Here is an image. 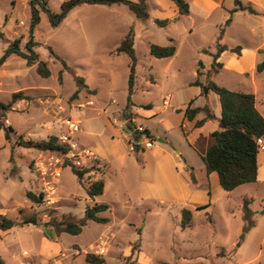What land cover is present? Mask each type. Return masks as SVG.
Returning a JSON list of instances; mask_svg holds the SVG:
<instances>
[{
    "label": "rangeland",
    "instance_id": "rangeland-1",
    "mask_svg": "<svg viewBox=\"0 0 264 264\" xmlns=\"http://www.w3.org/2000/svg\"><path fill=\"white\" fill-rule=\"evenodd\" d=\"M29 1L0 0V57L14 39H20L21 51L32 40L37 43L32 50L50 72L42 78L35 65L28 67L13 55L0 66V103H10L0 128V215L15 222L11 229L0 230L2 264H86L90 253L100 255L105 264H264V214H260L264 210V184L249 183L224 192L215 174L208 178L202 160L185 142L183 129L169 126L177 118L168 113L164 122L161 112L182 108L197 92L189 85L196 78L201 84L212 80L232 91L252 93L257 110L264 111V70L217 74L208 54L216 51L217 45L264 50V4H250L259 15L237 12L228 24L232 0H222L206 19L198 18L195 10H199L193 4L192 15L177 22L170 19L169 0H147V19L136 18L122 3L81 4L69 10L56 26L41 12L30 31ZM45 1L51 12L59 13L66 0ZM155 19L167 20V24L157 25ZM130 29L136 66L128 102L129 58L115 50ZM149 44H172L176 53L172 58H155L149 54ZM257 53L260 62L264 54ZM197 70L200 75L196 77ZM18 92L21 98L11 103L12 94ZM166 96L171 97L168 107L163 106ZM213 105L219 111L216 103ZM83 107L80 114L72 115L79 118L77 135L96 149L102 163L76 142L74 134L69 136L63 125L66 119L74 121L67 111ZM101 111H106L105 115ZM113 111L116 113L111 114ZM131 111H154L148 123L155 136L153 145L170 151L178 166L187 169L186 179H182L189 192L186 205L142 197L139 170L143 161L128 146L143 140V135L134 137L137 124H131L136 119ZM106 116L126 134L124 139L119 136L114 147L107 142L111 130ZM8 126L12 132L6 137ZM51 135L69 147L66 156L77 168L93 169L83 177L85 186L103 179V193L94 201L109 205L101 214L108 223L87 221L76 235H55L46 226L51 220L81 219L86 206L93 203L71 168L63 166L59 152L16 144L20 137L41 141ZM258 157L264 161V152L259 151ZM27 192L42 193V202L30 201ZM244 195L251 199L249 208L256 225L240 239ZM183 209L191 212L188 226H182ZM29 218H35L37 224H24ZM133 245L138 250L132 252Z\"/></svg>",
    "mask_w": 264,
    "mask_h": 264
},
{
    "label": "trees",
    "instance_id": "trees-1",
    "mask_svg": "<svg viewBox=\"0 0 264 264\" xmlns=\"http://www.w3.org/2000/svg\"><path fill=\"white\" fill-rule=\"evenodd\" d=\"M172 3L177 7L180 15H187L189 12L188 3L185 0H171ZM115 3H122L127 6L129 11L139 19H147L149 17L147 10V0H136L135 2L126 0H66L62 2L59 13H53L47 7L45 0H30L29 1V12H30V31L39 22V14L44 13L50 24L56 26L67 14L69 10L75 6L81 4L88 5H105L109 6ZM237 11H245L248 14L258 15L259 13L249 4H243L241 0H233V8L229 11V16L226 19V24L231 21V15ZM155 23L160 26H165L167 20L155 19ZM37 45L36 42L30 40L25 45V51L20 50V39L16 38L10 43L3 51L0 57L1 64L11 55L18 56L25 61L26 66H36L37 74L46 78L50 75V72L46 66V63L39 60V56L32 50V47ZM134 34L130 29L127 34L121 39L118 47L116 48L117 54H125L129 58V74H128V97L129 102L130 95L133 92L134 79H135V66L136 56L134 51ZM50 50V54L56 59L58 57L54 52ZM229 50L236 55L240 54V47H234L228 49L226 46L217 45L216 51L212 54V69L217 71L221 64L216 62L219 54L222 51ZM175 46L172 44L166 46H160L156 44H149V54L155 58H169L175 54ZM200 66V63H199ZM201 67V66H200ZM199 67V68H200ZM264 70V58L256 64L255 71L260 73ZM196 75H200V71L197 70ZM82 82L81 78H78ZM192 85L200 86L203 90L213 92L218 97L220 106V116L217 119L218 128L210 133L212 142L205 148L204 139L200 137L193 148L201 158L207 174L216 173L218 183L223 191L229 192L235 189L237 186L247 183H253L257 178V155L259 154V148L257 145V139L264 136V118L258 112L255 107V99L252 93H243L239 91H232L223 86L217 85L212 80H207L205 84H201L196 78L192 82ZM21 98V93H13L11 97V103ZM192 100L186 105L183 116L188 121H192L196 114L204 112L205 119H214V115L211 109L205 105L200 107H191ZM126 105V109L128 108ZM10 107L9 104L0 103V128L3 127L1 123V117ZM204 119L197 120L194 123V127H201L204 123ZM9 132H12L10 126L5 129L6 137ZM144 134L154 140L149 132L146 130ZM137 137V135H134ZM17 145L34 148L39 151L59 152L63 156V166H69L72 172L76 175L78 182L85 188L87 196L93 201L92 205L86 206L81 219H74L71 217L63 218L59 221L51 220L46 226L52 228L55 235L60 233H66L70 235L79 234L81 228L86 224L87 221H94L96 223L106 224L108 218L101 214L108 210V205L103 202H95L94 198L100 196L104 190V181L102 178L91 181L87 186L83 184V177L85 174L90 173L92 168H77L73 162L66 157L69 147L65 144L59 143V139L56 136H49L46 140L33 141L25 140L22 137L16 142ZM26 197L39 204L42 202L43 194L38 195L31 192L26 193ZM250 199H243V220L240 239L244 238L245 234L248 233L254 226L255 221L253 220L254 213L249 208ZM182 226H188L191 221V212L187 209L182 210ZM264 214V210L261 211ZM15 222L8 217L0 215V230L7 231L14 226ZM24 224L36 225L35 218H29L24 221ZM45 226V227H46ZM132 252L138 250L137 245L131 247ZM86 264H105L104 259L100 255L87 254L85 258ZM0 264H2L0 260ZM131 264V263H125Z\"/></svg>",
    "mask_w": 264,
    "mask_h": 264
},
{
    "label": "crops",
    "instance_id": "crops-1",
    "mask_svg": "<svg viewBox=\"0 0 264 264\" xmlns=\"http://www.w3.org/2000/svg\"><path fill=\"white\" fill-rule=\"evenodd\" d=\"M187 1H188V6H189V12L187 15H180L178 13L177 7L172 3L171 0L166 2L167 8L172 13V17L170 19L175 20L177 22L181 18H186V17L192 15V13H193V10H192L193 6L192 5L193 4L199 10V11L195 10V12L198 14V18L206 19V18L210 17V14H209L210 10L220 7V3L222 0H187ZM241 2L243 4H246V3L252 4L255 7L264 4V0H241ZM261 10L263 11L262 12V18L264 20V9H261ZM229 11H228V16H229ZM237 12H245V11H237ZM237 12H234V13H237ZM234 13H232V14H234ZM258 13H260V12H258ZM250 15H252V14H250ZM226 47L230 48L228 46H226ZM257 51H261L264 54V50H261L258 47H256L253 50L240 47V54L239 55H236L235 53H233L229 50L222 51L219 54L218 58L216 59V62L221 64V67L218 69L217 74H219L221 71H226V72L237 74V75H243L244 72L252 73L253 70H255L256 64L259 63V61L256 60V57L258 54ZM175 53H176V51H175ZM214 53H215V51L214 52L211 51V53H208V54L212 58V54H214ZM172 57H169V58H172ZM263 58H264V55H263ZM263 58H261L260 61ZM249 60H250V62L248 63ZM196 77H197V75H196ZM193 81H195V80H193ZM192 82L189 85L195 87L197 89L196 90L197 92L192 97H190L189 100H187V102L182 106V108H175L174 107L173 110L175 109V111H161V112L164 113V117H163L164 122L167 121V120H165L166 119L165 116L168 113H169L168 116H175L177 118V120L175 119L176 121H175V123H173V126L169 125V123H168V125L170 127H179L181 129H183V133H182L183 135L182 136H183L185 142L188 144L189 147H191L193 149V146L196 143V141L200 137H202L204 139V147L206 148L212 142V140L210 138V133H212L214 130H216L218 128L217 119L220 116L219 101H218L217 95H215L213 92L208 91V90L205 91V90L201 89L200 86L192 85ZM210 93H212L214 95H211ZM214 96H216V99L214 98ZM166 98H168L169 100H168L167 104H163L164 107L169 106V101H170L171 97L166 96ZM191 100H192L191 107L202 108L203 106L207 105L211 109L215 118L214 119H205L204 112H199L196 114L195 118L192 121H188L186 118H184L183 112H184L186 105ZM163 101H165V99ZM213 103H216L219 111L215 110L216 107H214ZM93 105L91 104V106H93ZM86 106H89V105L87 104ZM146 106L149 107V105H146ZM256 109H257V107H256ZM82 110H84V107L81 109H76L75 111H67V114L69 115V117L77 123V125L79 127L78 131L80 130L79 118L78 117L74 118V116L72 117V115H73V113H77V112H79V114H80V112ZM101 112L105 115L106 111H101ZM131 112L136 117V119L134 118L133 120H131V124H137L136 127H142L144 129V131L147 130L149 132V134L152 136V138L155 139L154 133L152 132L150 126L148 125L150 118L152 116H155L154 111L153 112L152 111H143L139 114L136 111H131ZM258 112L264 118V111L258 110ZM112 113H116V112L113 111V112H111V114ZM106 119H107L106 123L109 124L110 130H111V133L109 135L110 141H108V139H107V142L110 144L111 147L112 146L114 147V145L119 143V136H120V138L122 137L124 139L126 134L122 129L114 127L110 123L108 116H106ZM201 119L205 120L203 125L201 127L195 128L194 127L195 121L201 120ZM144 122H145V124H144ZM77 132H75L76 134L74 133L76 142L80 146L90 149L97 156V158L99 159V162L102 163V161L100 159L101 157L97 154L96 149H94V148L92 149L91 145L85 144V142L81 141L79 134L77 135ZM133 132L136 133V130L134 129ZM80 133H81V131H80ZM157 139H162V138H157ZM164 139L168 140L169 138L168 139L164 138ZM262 139L264 142V136L262 137ZM168 142L170 143V145H172L171 140H168ZM153 143H154V140H153ZM158 143H161V145L162 144L165 145V142H163V143L158 142ZM135 154L140 155L141 159L143 161V165L140 167V170H139V173L142 174V178H141L142 182L140 185V188H141L142 194H143L142 197H144V199H147L149 197H152V198L159 197V198H157V199H159V202H162L166 199H172V201H176L180 205H186L185 204L186 203V197H187V194L189 192L185 188L183 181H182L183 177H185V179H186V172H187L186 167L184 166V167L180 168L178 166L177 162L175 161L172 153L170 151H168L167 149L161 147V146L152 145L150 148H146L143 151L135 152ZM196 154H197V152H196ZM257 165H258V168H257L256 181L253 183H250V184H264V161H262V160L260 161L258 155H257ZM205 171H206V169H205ZM206 174H207V172H206ZM213 174L216 175V173H214V172L207 174L208 178L209 177L211 178V176H213ZM216 178H217V175H216ZM217 180H218V178H217ZM247 184H249V183H247ZM244 185L245 184L239 185L233 190H236L239 188H244L243 187ZM224 192H226V191H224ZM229 192H231V191H229ZM195 193H196V191L193 192V195ZM245 197L249 198L248 196L244 195L242 197V199H245ZM250 203H251V201H250ZM188 204L191 205V206L189 205L190 207L193 206L190 201L188 202ZM108 209H109V205H108ZM44 235H46V234L44 233ZM46 237H47V235H46Z\"/></svg>",
    "mask_w": 264,
    "mask_h": 264
},
{
    "label": "built area",
    "instance_id": "built-area-1",
    "mask_svg": "<svg viewBox=\"0 0 264 264\" xmlns=\"http://www.w3.org/2000/svg\"><path fill=\"white\" fill-rule=\"evenodd\" d=\"M168 100L169 99L166 98L165 101H163V104H167L168 103ZM63 125L65 126V128H66L67 133L69 134V136L78 131V125H77V123L75 121L70 120V119L64 120ZM135 130H136L135 135H137L139 133L142 134L143 135V140H140L139 142H136L135 144H130L128 146L129 151L130 152H138V151H143L146 148H150L153 145V140H151L150 138H148L144 134V129L142 127H137V129H135ZM63 138L65 140L66 139L68 140V137H66V136H63ZM257 145H258L259 151L264 152V142H263V139L262 138H258L257 139ZM73 164H74V162H73Z\"/></svg>",
    "mask_w": 264,
    "mask_h": 264
},
{
    "label": "water",
    "instance_id": "water-1",
    "mask_svg": "<svg viewBox=\"0 0 264 264\" xmlns=\"http://www.w3.org/2000/svg\"><path fill=\"white\" fill-rule=\"evenodd\" d=\"M205 91H206V90H205ZM157 141H158V142H162V143L164 142L162 139H157Z\"/></svg>",
    "mask_w": 264,
    "mask_h": 264
}]
</instances>
